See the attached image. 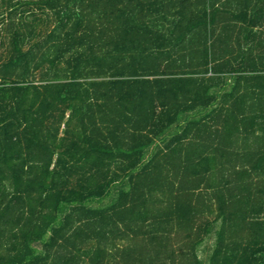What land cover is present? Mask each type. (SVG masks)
Here are the masks:
<instances>
[{
  "label": "trees",
  "instance_id": "obj_1",
  "mask_svg": "<svg viewBox=\"0 0 264 264\" xmlns=\"http://www.w3.org/2000/svg\"><path fill=\"white\" fill-rule=\"evenodd\" d=\"M0 9V264H264V0Z\"/></svg>",
  "mask_w": 264,
  "mask_h": 264
},
{
  "label": "rangeland",
  "instance_id": "obj_2",
  "mask_svg": "<svg viewBox=\"0 0 264 264\" xmlns=\"http://www.w3.org/2000/svg\"><path fill=\"white\" fill-rule=\"evenodd\" d=\"M0 11H1V9H0ZM105 205H107V204H105ZM215 244H216V236L214 234L208 240H206V242L203 246V251L200 252V257L205 264H209L210 260H208V257H209V255H211V253L215 247Z\"/></svg>",
  "mask_w": 264,
  "mask_h": 264
}]
</instances>
